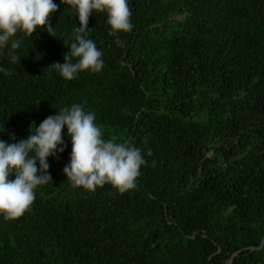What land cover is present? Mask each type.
<instances>
[{
  "label": "trees",
  "instance_id": "16d2710c",
  "mask_svg": "<svg viewBox=\"0 0 264 264\" xmlns=\"http://www.w3.org/2000/svg\"><path fill=\"white\" fill-rule=\"evenodd\" d=\"M54 2L58 39L38 31L20 63L0 55L11 72L0 73V139H26L80 103L146 164L123 194L75 188L65 135L52 185L22 217L0 215V264H264V0H129L123 47L107 13H94L87 35L105 66L71 81L50 67L64 63L79 20Z\"/></svg>",
  "mask_w": 264,
  "mask_h": 264
},
{
  "label": "clouds",
  "instance_id": "9594fccd",
  "mask_svg": "<svg viewBox=\"0 0 264 264\" xmlns=\"http://www.w3.org/2000/svg\"><path fill=\"white\" fill-rule=\"evenodd\" d=\"M61 4L71 8L79 27L70 37L64 63L55 62L50 68L67 81L85 71L101 72L105 66L103 52L87 35L89 19L94 13L106 12L109 35L123 47L119 34L131 32L134 27L129 0H61ZM59 7L54 0H0V55L6 54L13 64L20 63L18 52L24 37L46 31L57 38L50 16ZM0 73L11 75L2 66ZM95 121V112L74 103L35 125L34 131L31 126L26 139L17 141L14 133L10 135L12 142L0 139V215L4 220L22 217L31 210L38 186L52 185L49 158L58 160L66 150L65 135L71 140V153L63 171L73 187L94 192L97 187L111 184L121 194L137 187V178L146 164L142 150L115 138L105 139ZM5 131V125L0 126V133Z\"/></svg>",
  "mask_w": 264,
  "mask_h": 264
}]
</instances>
